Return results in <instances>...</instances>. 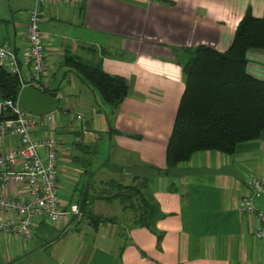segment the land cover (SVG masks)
Instances as JSON below:
<instances>
[{
    "label": "crops",
    "instance_id": "obj_1",
    "mask_svg": "<svg viewBox=\"0 0 264 264\" xmlns=\"http://www.w3.org/2000/svg\"><path fill=\"white\" fill-rule=\"evenodd\" d=\"M7 1L5 9L0 0V43L25 76L33 0ZM247 11L262 17L264 0H84L43 8L45 76L57 101L52 123L33 135L56 139L60 204L79 213L65 224L37 220L29 240L0 233V264H264L257 218L238 209L247 179H264V130L232 154L201 150L168 170L165 160L185 85L184 51H226ZM68 58L123 76L127 96L110 109ZM246 58L247 72L264 80V49H250ZM16 144V137H1L0 154ZM38 152L47 164L45 149ZM111 180L137 187L146 181L155 207L150 227L118 197L103 198ZM5 194L28 199L22 183ZM252 202L264 212V192ZM6 216L0 211V219Z\"/></svg>",
    "mask_w": 264,
    "mask_h": 264
},
{
    "label": "trees",
    "instance_id": "obj_2",
    "mask_svg": "<svg viewBox=\"0 0 264 264\" xmlns=\"http://www.w3.org/2000/svg\"><path fill=\"white\" fill-rule=\"evenodd\" d=\"M253 48L264 49V15L255 17L247 11L226 51L206 45L184 51L181 64L185 85L166 145V170L201 150L232 154L238 143L256 139L264 130V80L246 70V53ZM68 62L110 109L117 108L127 96L128 84L123 76L74 58H68ZM19 90L18 77L0 65V98L15 100ZM51 90L57 89L43 92ZM105 186L103 198L118 197L137 214L138 224L151 226L155 207L143 191L145 180L139 187L115 180ZM111 189L116 191L109 193ZM89 216L94 223L99 220L90 213Z\"/></svg>",
    "mask_w": 264,
    "mask_h": 264
},
{
    "label": "built area",
    "instance_id": "obj_3",
    "mask_svg": "<svg viewBox=\"0 0 264 264\" xmlns=\"http://www.w3.org/2000/svg\"><path fill=\"white\" fill-rule=\"evenodd\" d=\"M84 0H33L26 11V37L29 46V71L21 74L17 58L6 43H0V65L9 73L16 75L20 89L31 86L43 92L50 89V82L45 73L47 63L43 35L40 28L42 10L45 6L68 4L80 6ZM76 118L81 119L80 115ZM53 121L52 111L34 113L26 110L18 101L0 98V138L6 135L17 138L15 147L0 154V211L6 218L0 219V233L19 236L29 240L33 236V225L41 218L53 223L65 224L70 214L78 210H69L60 204L58 195L56 153L57 141L53 135L41 139L33 133L41 126ZM43 147L47 154L44 164L38 152ZM13 183L25 184L28 199L21 200L5 194L6 188ZM249 192L238 202V209L257 218L254 231L256 238L264 240V212L257 210L252 199L259 192H264V179L250 176L247 179Z\"/></svg>",
    "mask_w": 264,
    "mask_h": 264
},
{
    "label": "water",
    "instance_id": "obj_4",
    "mask_svg": "<svg viewBox=\"0 0 264 264\" xmlns=\"http://www.w3.org/2000/svg\"><path fill=\"white\" fill-rule=\"evenodd\" d=\"M18 101L23 108L34 113L51 111L57 101V92L54 90L42 92L31 86H24L19 90Z\"/></svg>",
    "mask_w": 264,
    "mask_h": 264
},
{
    "label": "rangeland",
    "instance_id": "obj_5",
    "mask_svg": "<svg viewBox=\"0 0 264 264\" xmlns=\"http://www.w3.org/2000/svg\"><path fill=\"white\" fill-rule=\"evenodd\" d=\"M7 4H8V1H7V0H2V7H3V8L8 9V8H6V7H7ZM22 12H23L22 10H21V11L18 10V11H16V15L19 14V13L22 14ZM54 86H55V85H54ZM56 107H57V105H56ZM39 152H40V151H39ZM111 191L113 192V191H116V190L111 189L109 193H111Z\"/></svg>",
    "mask_w": 264,
    "mask_h": 264
}]
</instances>
